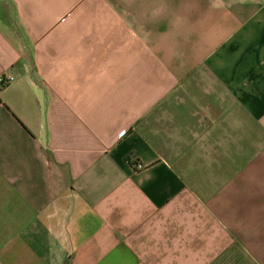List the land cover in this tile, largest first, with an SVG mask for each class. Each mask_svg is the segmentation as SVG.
Listing matches in <instances>:
<instances>
[{"label": "crops", "instance_id": "crops-1", "mask_svg": "<svg viewBox=\"0 0 264 264\" xmlns=\"http://www.w3.org/2000/svg\"><path fill=\"white\" fill-rule=\"evenodd\" d=\"M7 75L0 264H264V0H0Z\"/></svg>", "mask_w": 264, "mask_h": 264}, {"label": "built area", "instance_id": "built-area-1", "mask_svg": "<svg viewBox=\"0 0 264 264\" xmlns=\"http://www.w3.org/2000/svg\"><path fill=\"white\" fill-rule=\"evenodd\" d=\"M15 80V78L11 75H7L5 77H3L2 79H0V83L4 86V87H7L11 82H13ZM138 169H142L143 168V165H138L137 166Z\"/></svg>", "mask_w": 264, "mask_h": 264}, {"label": "trees", "instance_id": "trees-1", "mask_svg": "<svg viewBox=\"0 0 264 264\" xmlns=\"http://www.w3.org/2000/svg\"><path fill=\"white\" fill-rule=\"evenodd\" d=\"M5 87L0 83V92L4 89Z\"/></svg>", "mask_w": 264, "mask_h": 264}]
</instances>
